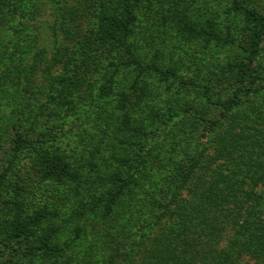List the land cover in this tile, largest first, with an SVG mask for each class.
Instances as JSON below:
<instances>
[{
  "label": "trees",
  "instance_id": "1",
  "mask_svg": "<svg viewBox=\"0 0 264 264\" xmlns=\"http://www.w3.org/2000/svg\"><path fill=\"white\" fill-rule=\"evenodd\" d=\"M227 1L228 11H234L247 30L239 34L244 40L241 59L220 69L223 74L216 73L220 79L213 78V85L207 82L213 87L218 81L230 85L229 97L220 99L227 110L226 123L212 121L207 118L208 109L205 113L195 106L189 86L194 81L142 58L141 42L146 35L141 36L137 25L143 5L150 6L154 0H57L48 44L35 48L19 33L16 59L32 61L29 69L20 65L26 82L34 83L32 74L41 68L42 75L37 77L61 109H69L75 102L76 93L93 72H100L102 61L110 59L109 67L115 69L132 67L129 91L120 97L119 108L126 117L121 123L126 139L135 132L139 142L135 148L115 152L110 143L112 154L102 156L92 178L65 154L36 146L30 134L18 127L11 135V146L16 153L32 155V172L61 185L75 183L76 189L67 212L57 200L24 208L23 192L10 184L7 174L17 155L9 160L10 167L0 173L2 203L15 211L6 224L3 243L9 264H17L19 256L42 264H238L237 259L244 255L264 264V12L253 0ZM15 15L11 9H0V20L6 18L11 28L18 21ZM84 19L90 22L89 28H83ZM196 31L218 43L237 41V34L230 32L225 36L204 27ZM66 63L72 70L57 74L58 67ZM154 75L176 88L174 100L163 113L159 100L154 103L145 97L156 85ZM205 87L210 99L211 86ZM246 102L248 110L243 109ZM139 109L143 117L134 115ZM194 113L205 115L211 134L208 141L181 158L175 179L161 173L164 182L178 180L177 184L164 189L161 198H149L145 181L154 176L162 161L157 136H171L173 128L183 131L179 123ZM102 143L109 144L106 138ZM132 203L137 210H145V222L130 210ZM167 216L175 219L170 227L163 225Z\"/></svg>",
  "mask_w": 264,
  "mask_h": 264
},
{
  "label": "rangeland",
  "instance_id": "2",
  "mask_svg": "<svg viewBox=\"0 0 264 264\" xmlns=\"http://www.w3.org/2000/svg\"><path fill=\"white\" fill-rule=\"evenodd\" d=\"M34 1L35 3L32 0H12V2L4 0L0 7L1 11L11 9L18 18L15 28L7 24L6 18L3 19L4 25L1 26L3 22L0 20V173L10 167L9 160L16 158L17 155L16 164L7 174L10 184H13V187H20L23 192L20 197L24 201L23 207L31 209L57 200L56 202L62 201L64 212L65 210L67 212L75 197V183L61 185L34 174L30 157L32 155L27 151L16 153L11 146V135L18 127L24 129L35 140L36 146L65 154L77 167L87 171L92 178L95 177L94 166L100 163L101 158L108 157L113 152L110 143L114 144L115 152L124 148L128 150L135 148L139 142L135 132L132 133L131 139H126L122 132L124 125L121 124L126 117L119 108L120 97L129 91V76L133 68L120 65L115 69V66L109 67L110 59L102 61L100 72H93L90 81H87L76 93L75 102L69 109H61L60 103L48 97L42 85L43 80L37 77L42 75L41 68L38 71L34 70L32 74L34 83L29 84L24 78L20 65L29 69L32 61L29 58L28 62L27 58L21 62L16 59L18 51L15 46L17 42L20 44L19 40H21L19 33H24L26 40L35 48L44 46L51 40V27L54 21L51 12L57 0ZM171 1H177L178 4L171 5ZM25 3H27L26 10L22 9ZM253 3L264 12V0H253ZM13 4H16L18 10L11 8ZM143 6H146L142 9L143 17L137 25L142 34L140 35H146L144 42H141L142 58H145L146 63L154 62L159 68L173 69L188 81H194L195 84L189 86L193 92L190 98L194 100V104L197 103L195 106L198 105L197 107L205 113L208 109L206 115L212 121L220 119L226 123L227 110L222 107L220 99L229 97L230 85L226 83L222 86L218 81L219 84L216 83L213 87V78L219 80L220 77L217 76L220 73L217 75L216 73L243 56L244 40L239 34L247 30L244 22L235 15L234 11H228L231 8L227 0H162V2L154 0L152 5ZM174 7L180 11L174 12ZM20 9L22 11H19ZM88 25L90 22L84 19L83 28H89ZM211 26L213 28L210 29ZM203 27L208 31L217 30L219 34L225 36L229 32L233 35L237 34L235 40L238 44L237 41L235 44H230L222 41L218 43L214 39L208 40L205 34L196 31ZM43 65L44 63L41 64ZM66 70L72 69L67 63L61 64L57 74ZM160 77L154 75L153 80L156 85L146 92L145 97H149V101L154 103L159 100L158 108L163 113L168 102L174 100L173 92L176 88L172 85L170 87L171 82L164 81ZM209 81L212 85L207 83ZM205 84L211 86L210 99L205 96L207 92ZM157 85L159 87H156ZM243 109H249L248 102ZM134 115L143 117L144 112L139 109ZM204 118V114L198 115V113H194L191 117L185 116L184 122L179 123L183 126V131L177 132L173 128L171 136H157L158 158L162 161L157 165L158 168L154 169V173L152 172L155 178L151 175L145 181L144 192L149 198L150 196L161 198L165 194L164 189L172 188L177 184L178 180L164 182L161 173H166L171 179H175L176 169L180 168L177 163L179 164L181 158L186 157V153L193 152L198 144H205L208 141L211 134L207 128L208 122ZM131 123L134 126L135 120L133 119ZM171 124L173 122L168 126H172ZM115 126H118V130H115ZM104 138L109 142L107 147L102 143ZM104 148L107 150L105 151ZM3 198L0 197V264H9L7 255L4 254L3 243L6 224L13 218L15 211L11 207L6 208L2 203ZM132 206L130 210L134 209L140 220L145 222V218H148L145 210L139 208L138 211L134 204ZM152 210L157 213L155 208ZM173 224L175 219L167 216L163 225L170 227ZM17 260V264H42L36 259L31 260L28 256H19ZM237 261L238 264H260L259 261L246 255L239 257Z\"/></svg>",
  "mask_w": 264,
  "mask_h": 264
}]
</instances>
